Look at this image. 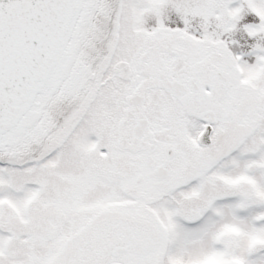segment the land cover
Segmentation results:
<instances>
[{"label":"snow or ice","instance_id":"snow-or-ice-1","mask_svg":"<svg viewBox=\"0 0 264 264\" xmlns=\"http://www.w3.org/2000/svg\"><path fill=\"white\" fill-rule=\"evenodd\" d=\"M0 264H264V0H0Z\"/></svg>","mask_w":264,"mask_h":264}]
</instances>
